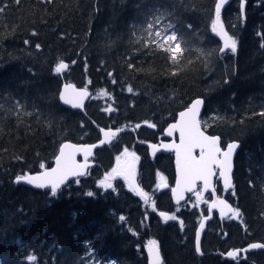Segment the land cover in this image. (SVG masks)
I'll use <instances>...</instances> for the list:
<instances>
[{"label":"trees","instance_id":"obj_1","mask_svg":"<svg viewBox=\"0 0 264 264\" xmlns=\"http://www.w3.org/2000/svg\"><path fill=\"white\" fill-rule=\"evenodd\" d=\"M138 2L79 0L78 6L77 0H56L52 5L26 0L24 11L10 10L9 20L18 12L24 19L16 21L19 29L14 36L0 41V92L7 89L25 104V111L34 113L30 117L23 112L20 115L35 134L13 144L7 143V136L0 142L9 149L0 159V264H28L30 254L37 257V264H147L145 245L150 239L159 242L164 264H264V249L240 255L237 260L223 257L230 249L264 243V116L252 115L264 112V0H245L243 10L241 0H228L221 19L238 40L237 52L214 51L204 65L198 64L197 70L182 81L161 77L163 62L158 59L155 80L127 68L125 60L134 48L131 26L140 22ZM163 2L184 5L178 9L180 19L192 24L196 34H202L191 37L194 48L207 52L222 46L211 32L215 0ZM29 8L34 15H27ZM45 8L52 15H46ZM41 18L47 23H41ZM32 29L39 35L30 36ZM25 39L30 43L24 44ZM36 43L41 44V50L35 48ZM59 60L69 67L56 75L54 67ZM63 82L90 90L91 98L83 111L62 105L59 90ZM129 85L133 93L127 91ZM102 90L110 97L98 95ZM197 97L204 100V116L219 118L210 121L208 133L221 136L222 141L240 143L232 174L236 195L230 192L227 199L242 216L212 219L201 241L203 255L195 252L194 237L201 215L207 214L205 204L185 205L177 211L165 191L153 211L123 179L113 181L115 190L98 187V181L115 166L122 146L129 148L133 141H113L99 147L94 152L95 165L87 175L80 177L79 183H68L55 197L49 189H33L13 181L17 174L41 170L40 163L50 166L63 141H98L99 128H124L118 137L126 133L133 137L131 130L139 123L137 137L147 139L150 137L145 131L151 129L143 122L149 121L157 125L153 134H160L164 125ZM109 105L117 111H103ZM14 125V119L8 121L9 127ZM25 143L29 145L26 151ZM138 149L144 160L140 183L152 195L157 172L172 181V156L161 154L151 160L145 147ZM13 154L24 159L14 161ZM217 188L221 189L219 184ZM89 191L94 195L87 196ZM160 204L177 220L162 221L157 216ZM89 241L93 252L86 256Z\"/></svg>","mask_w":264,"mask_h":264},{"label":"snow or ice","instance_id":"obj_2","mask_svg":"<svg viewBox=\"0 0 264 264\" xmlns=\"http://www.w3.org/2000/svg\"><path fill=\"white\" fill-rule=\"evenodd\" d=\"M26 0H0V29L5 30L0 32V41L14 36L19 29V24L16 21L23 20L24 16L19 14L12 16L11 9H17L20 12L24 11L23 6ZM30 2V0H27ZM56 0H36V4L52 5ZM63 3V0H61ZM79 6V0H77ZM228 0H215V15L211 22V32L220 38L222 46L218 50L205 51L203 48H194L191 37L202 34H196L192 24H184L178 14V9L184 7L183 4L177 5L175 3L165 4L163 0H139L136 5L138 24H133L132 43L134 44L133 54L126 58L125 63L127 68L140 74L150 75L153 80L157 79L155 73L157 72L155 61L158 59L163 62V71L160 76L172 79L183 80L189 72L196 71V66L204 65L206 58L211 57L214 51L220 54L231 52L235 54L238 50V40L236 37L229 34L225 29L224 23L221 19V10ZM245 6V0H241V10ZM35 5H32L34 8ZM32 8L27 10V15H34ZM55 11V10H53ZM46 15H52L47 8L44 9ZM35 21H33L34 23ZM41 23H47V20L41 18ZM188 30V31H185ZM55 31V29H53ZM139 33V34H138ZM35 29L30 31V36H38ZM28 39L24 40V44H29ZM41 44L36 43L35 48L41 50ZM264 48V44H261ZM136 58V62L131 60ZM75 63V61H73ZM147 65V66H145ZM69 65L63 60H59L55 67L54 73L56 75L62 74L68 69ZM111 76L112 73H109ZM112 83H116L113 79ZM129 93H133L134 89L131 85L127 87ZM98 95L108 96L107 91L102 90ZM91 98V94L87 87L77 88L74 84L66 83L59 92V100L69 105L74 109H83L84 101ZM11 102L8 106V102ZM204 105L202 98L193 99L183 111L178 113V118L174 123L168 125L166 135L174 137L178 134V142L173 139L171 143L157 145L150 144L153 155L163 148L166 151L174 152L175 166H176V180L175 187L171 188L172 196L175 197L176 203L179 204L184 199V193H194L198 206L199 203L207 204V211L212 213L213 209H218L221 217L228 219H240L242 216L241 210L238 207H233L227 200L217 196L216 182H222L223 190L231 192L233 196L236 195L232 173H233V158L237 149L239 148L238 141H231L222 146V138L219 135L208 134V128L212 126L210 121L219 119L218 117H209L208 119H201V109ZM25 104L21 103L19 99H15L7 89L0 92V142L4 138L9 137L7 143L19 142L30 135H34V130L30 124H25L21 118L20 113L24 116H32L33 112L25 111ZM103 111L112 113L117 111L112 105L104 108ZM252 115L264 116V112L252 113ZM15 120V125L8 126V121ZM40 124L39 117L36 120ZM144 124L149 128H156L157 125L149 121H144ZM83 127V125H81ZM136 128H140L141 124L137 123ZM21 128H23V136L21 135ZM125 129L117 127L99 128L102 134V139L98 144H74L71 142H62L58 148V154L55 156V166L48 168L44 163H40L41 171L36 174L23 173L17 174L14 178V183H24L31 185L36 189H49L52 197L57 196L58 191L69 180L75 177L76 183H79V178L85 176L90 167L89 157L93 155V149L112 143L119 133ZM26 151L29 147L27 143L23 145ZM9 149L0 144V159L2 154L7 153ZM39 155V153H37ZM82 155L83 161L77 160V156ZM14 161L23 160V156L13 154L11 157ZM140 157L135 151H130L128 147H124L119 155L115 157V166L110 171L106 172L103 179L98 181V187L105 190L113 189V181L123 179L130 191L139 196L146 206H150L153 211H156V203L151 199L149 193L137 183V164ZM156 177L158 183L156 187L168 188L166 177L157 172ZM215 178V180H214ZM251 185V181L249 182ZM211 193L212 199H205L204 193ZM91 197L93 192L86 193ZM179 211V209H177ZM159 216L167 223L168 221L177 220L175 214H169L165 211H160ZM210 216H205L200 221L199 229L195 232V252L203 255L201 249V230L205 228L204 221ZM121 221L125 220L124 216H120ZM181 230H183V221H180ZM99 239V235L97 236ZM147 251L148 264H164L161 255L159 242L155 239H150L145 245ZM264 249V243L254 242L249 244L244 249H234L226 253L227 257L232 260H237L241 253H247L250 250ZM93 252L92 242L89 241L85 245V255L91 256ZM28 264H37V257L30 254L27 257Z\"/></svg>","mask_w":264,"mask_h":264},{"label":"flooded vegetation","instance_id":"obj_3","mask_svg":"<svg viewBox=\"0 0 264 264\" xmlns=\"http://www.w3.org/2000/svg\"><path fill=\"white\" fill-rule=\"evenodd\" d=\"M175 119V118H174ZM174 119L173 120H171V121H169L166 125H164V127L162 128V130H161V133L160 134H153V129H155V128H149V127H147V125H145L148 129H151L150 131H145L147 134H148V136L150 137V138H138L137 137V134H139L138 133V129L139 128H135L134 130H131V133H132V135H133V137H129V136H126V134H125V137H118L121 133H119L118 134V136H117V138L114 140V141H133V143H131V146H129V150L130 151H135L136 153H137V155L140 157V160H139V162H138V164H137V182H138V184H139V186L142 188V186H141V183H140V176H139V173H140V165H141V163L144 161L143 160V152H142V150H140V149H138V148H142V147H145V149H146V152H147V154H148V156L150 157V159L151 160H154V158L155 157H157V156H159V155H161V154H163V155H168V156H172V154H166V153H159V154H156V155H154V156H151L150 154H149V151H148V147H147V143H155V144H158V143H160V142H162V141H170L171 140V137H167L166 135H165V130H166V127L169 125V123H171L172 121H174ZM126 132V131H125ZM153 135H156V136H154L153 137ZM177 138V136H174V138L173 139H176ZM228 142H231V141H222V146H225ZM104 146V145H103ZM125 147V145H123L122 146V148H121V151L123 150V148ZM172 163H173V157H172ZM173 172H174V168H173ZM162 174V173H161ZM164 177H165V175L164 174H162ZM139 176V177H138ZM166 179H167V183H168V188H163V187H161V188H157L156 187V185H157V183H158V180L155 182V184L153 185V187L151 188V191H153V194H152V196H150L151 197V199L152 200H154L155 201V203L157 204L158 203V201H159V197L160 196H162V195H160V194H162V193H166V192H169V196H170V187L172 186V184H173V182H174V173H173V179H172V181L170 182V180H169V178L168 177H166ZM216 188H217V185H216ZM218 189H220V188H217V193H216V195L217 196H220L221 198H224L225 200H227L228 201V195H229V193H230V191L229 192H225L222 188L220 189V190H218ZM144 191H146L145 189H143ZM166 191V192H165ZM147 192V191H146ZM192 195V193L191 194H188L187 195V198H186V201L188 200V199H190V196ZM204 196H205V199H207V200H211L212 199V196H211V193H205L204 194ZM170 199H171V196H170ZM160 202V201H159ZM171 202H172V199H171ZM172 204H173V202H172ZM176 208H181V207H184V205H186V203L185 202H183V203H181V204H178V205H175V204H173ZM160 206H161V210L160 211H165V212H168L169 214H171L169 211H167L166 209H164L165 208V205H163V204H160ZM160 211H158V213H157V216L161 219V217L159 216V212ZM207 215V214H206ZM215 217H217L218 219H219V216H218V214L216 213V212H213V215H212V219H214ZM228 218H224V219H222V220H220L219 219V221H225V220H227ZM162 220V219H161ZM163 221V220H162Z\"/></svg>","mask_w":264,"mask_h":264},{"label":"water","instance_id":"obj_4","mask_svg":"<svg viewBox=\"0 0 264 264\" xmlns=\"http://www.w3.org/2000/svg\"><path fill=\"white\" fill-rule=\"evenodd\" d=\"M217 37H218V36H217ZM218 38H219V37H218ZM219 40H220V38H219ZM220 41H221V40H220ZM221 44H222V41H221ZM65 63H66V62H65ZM67 64H68V63H67ZM64 72H65V71H64ZM64 72H63V73H64ZM66 83L74 84V83H72V82H63L62 85H61V87H60V90H62L63 85L66 84ZM74 85H75V84H74ZM75 86H76V85H75ZM76 87H77V88H84V87H78V86H76ZM60 90H59V92H60ZM88 90H89V89H88ZM89 93L91 94L90 90H89ZM199 98H201V97H199ZM87 101H88V99H86V100L84 101V107H85ZM61 103H62V102H61ZM189 104H190V103H189ZM62 105L65 106L66 108H69V109H72V110H79V111H83V110H84V107H83V109H74V108H72V107L69 106V105H65V104H63V103H62ZM203 109H204V105H203V107H202V109H201V116L203 115ZM183 110H184V108L181 109L180 111H183ZM180 111L177 112L174 121H172L171 123H174V122H175V120L178 118V113H179ZM171 123H169V124H171ZM167 127H168V126H167ZM167 127H166V129H167ZM107 129H108V128H105V130H107ZM112 129L115 130V128H112ZM164 133H165V135H166V131H165ZM210 135H211V134H210ZM166 136H167V135H166ZM167 137H168V136H167ZM102 138H103V137H102V134L100 133V139H102ZM173 138H174V137H171V140H170V141H162V142L158 143L157 145H162V144H165V143H171L172 140H173ZM100 139H99V140H100ZM99 140L96 141V142H94V143H75V142H71V141H63V142H71V143H74V144H98ZM176 141L178 142V134H177ZM150 144H153V143H147L148 151H149V154H150L151 156H154L153 153H152L151 148L149 147ZM105 145H107V144H105ZM239 145H240V143H239ZM225 146H226V145H225ZM100 147H101V146H100ZM239 147H240V146H239ZM58 148H59V147H58ZM96 149H97V148L93 149V152H94ZM238 149H239V148H238ZM238 149H237V151H238ZM237 151H236V152H237ZM159 153L172 154V157H173V166H174V182H173V185L170 187V196H171V199H172L173 204L177 205V203H176V199H175V197L172 196V193H171V188H173V187L176 186V185H175V180H176L175 154H174V152L166 151V150H164L163 148H161L160 151L156 152L155 155H156V154H159ZM57 154H58V150H57L56 155H57ZM235 154H236V153H235ZM235 154H234V156H235ZM56 155H55V156H56ZM55 156H54V158H53V160H52L51 165H50V166H47L48 168H51V167H54V166H55ZM91 157H92V156L89 157V164H90V167L94 165V163H93L92 161H90V158H91ZM233 159H234V158H233ZM77 160L80 161V162H82V161H83V156H82V155H78V156H77ZM90 167H89V168H90ZM233 168H234V164H233ZM39 171H41V170H39ZM39 171L31 172L30 174H36V173L39 172ZM74 179H76V178H75V177L69 178V180L66 182V184L63 185L62 187H65L68 183H70V182H71L72 180H74ZM214 179H215V178H214ZM13 181H14V180H13ZM20 184L25 185V186L30 187V188H33V189H36V188H34L33 186H31V185H27V184H24V183H20ZM220 184H221V186H222V188H223L222 182H220ZM62 187H61V188H62ZM38 190H43V189H38ZM206 193H208V192H206ZM188 194H191V193H188V192H185V193H184V199L181 200L180 203H183L184 201H186V198H187V195H188ZM204 194H205V193H204ZM223 199H224V198H223ZM180 203H179V204H180ZM228 203H229V202H228ZM229 204H230V203H229ZM212 212H216V213L218 214L220 220H222V219L225 218V217H221V215H220L218 209H213ZM212 215H213V213L209 214L208 211H207V215H205V216H210V218L204 221V223H205V228H204L203 230H201V241H202L203 233H204L205 230H206L207 223L209 222V220H211ZM205 216H202L201 219H203V217H205ZM201 219H200V221H201ZM200 221H199V223H198V225H197V227H196V229H195V232L199 229ZM252 243H254V242H252ZM258 243H259V242H258ZM249 244H251V243H249ZM249 244L245 245L244 247L234 248V249H244V248H246ZM194 246H195V237H194ZM234 249H230L229 251L234 250ZM255 250H259V249H255ZM255 250H250L249 252H252V251H255ZM247 253H248V252H247ZM146 254H147V251H146ZM240 255H242V256L244 257L246 254H245V253H241ZM223 257H224L225 259L232 260L231 258L227 257L226 253L223 255ZM147 264H148V259H147Z\"/></svg>","mask_w":264,"mask_h":264},{"label":"rangeland","instance_id":"obj_5","mask_svg":"<svg viewBox=\"0 0 264 264\" xmlns=\"http://www.w3.org/2000/svg\"><path fill=\"white\" fill-rule=\"evenodd\" d=\"M209 117L208 116H203L201 119L203 120V119H208ZM110 171V170H109ZM195 200L194 201H192L191 199H190V201L188 202V204L186 205L187 207H193L194 205H195V202H196V197L194 198Z\"/></svg>","mask_w":264,"mask_h":264},{"label":"bare ground","instance_id":"obj_6","mask_svg":"<svg viewBox=\"0 0 264 264\" xmlns=\"http://www.w3.org/2000/svg\"><path fill=\"white\" fill-rule=\"evenodd\" d=\"M71 111H72V110H71ZM138 197H139V196H138ZM212 213H213V212H212ZM211 220H212V218H211ZM211 220H209V222H210ZM209 222H208V223H209ZM208 223H207V224H208ZM206 228H207V226H206ZM203 234H204V233H203Z\"/></svg>","mask_w":264,"mask_h":264}]
</instances>
